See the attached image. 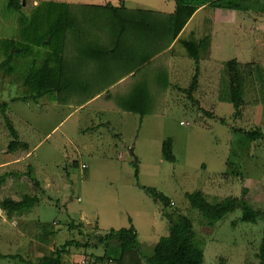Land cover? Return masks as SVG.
Here are the masks:
<instances>
[{
	"label": "rangeland",
	"instance_id": "rangeland-1",
	"mask_svg": "<svg viewBox=\"0 0 264 264\" xmlns=\"http://www.w3.org/2000/svg\"><path fill=\"white\" fill-rule=\"evenodd\" d=\"M23 1V12L32 15L43 1L75 3L85 8L88 4L114 5L111 2L116 0ZM172 1L117 0L129 9L138 6L162 12H170ZM8 4L9 0H0V38H18L22 12L10 10ZM208 35L211 40L202 47L198 86L191 98L181 89L190 87L198 65L183 41H197ZM50 52L48 47L34 46L30 54L15 60L13 73L0 70V101L9 103L8 115L20 131L21 140L29 144L28 148L9 151L14 138L0 113V160H17L13 169L20 173L12 188L0 190V200L39 193L41 200L33 213L37 220L47 223L44 232L76 233L84 243L88 235H80L77 230L68 232V224L91 223L84 230L94 237L112 227H127L133 217L141 242L137 257L147 263L157 242L170 231L169 219L159 216V204L142 187L148 185L171 198L169 211L192 217L204 248L205 264H259L264 218L257 223L243 222L239 208L211 227L191 208L186 193L204 191L211 201L245 198L264 211V137L252 140L234 130L264 133V14L200 9L176 42L174 55L162 59L169 67L171 86L159 96L157 111L143 118L114 110L117 106L106 98L108 93L83 106L60 104L51 96L39 102L12 101L28 93L26 74L35 64H43ZM4 58L1 55L0 61ZM234 58L243 65L250 64L245 69L241 115L236 119L228 70V62ZM115 75L109 78L118 80ZM106 84L95 83L91 90L99 93L113 87ZM168 138L173 139L176 162L164 157L163 145ZM38 179L42 186L36 185ZM43 184L47 191L42 192ZM17 222L23 230H35L26 221ZM16 233L22 232H17L13 220L2 223L1 253L22 252V241L19 243ZM104 249L82 247L80 251L82 255H113L118 264L138 262L123 258L121 248ZM0 264L22 263L0 256Z\"/></svg>",
	"mask_w": 264,
	"mask_h": 264
},
{
	"label": "trees",
	"instance_id": "trees-1",
	"mask_svg": "<svg viewBox=\"0 0 264 264\" xmlns=\"http://www.w3.org/2000/svg\"><path fill=\"white\" fill-rule=\"evenodd\" d=\"M175 1L174 12L129 9L122 2L120 6L88 4L82 8L75 3L43 1L37 5L32 15H27L23 12V0H9L10 10L22 12V27L18 38H0V56H5L0 61V70L13 73L16 70L15 60L30 54L34 46L51 49L43 64H35L26 74L24 83L28 93L14 97L12 101L39 102L42 98L51 96L60 104L83 106L101 94L92 92L95 83L106 81L110 84L109 88L132 75L123 90L112 87L106 98L113 101L120 110L139 114L143 118L157 111L161 103L159 96L171 86L169 67L162 59L167 60V56L170 58L174 55L175 43L181 39L180 34L199 9L207 6L213 9L264 14V0ZM101 9L105 10L100 11ZM98 26L102 27L97 28ZM210 40L208 35L197 41H183L184 47L198 65L190 87L181 89L191 98H194L198 86L202 47L208 46ZM75 53L76 57L71 56ZM249 66L250 64L243 65L237 58L228 62L230 98L235 108V119L241 115L247 83L245 69ZM114 73L118 74V80L109 78ZM8 111L9 103L0 101V113L14 138L9 145V151L28 148L29 144L21 140ZM223 122L227 121L223 119ZM234 130L252 140L264 137L261 130ZM163 154L166 160L177 161L172 138L165 140ZM8 176V172L0 174V187ZM142 187L162 206L170 221L169 234L159 240L154 253L146 262L205 264L204 248L198 239L192 217L169 211L172 203L170 197L154 187ZM186 197L191 208L198 211L211 227L239 208L242 210L240 220L243 222L257 223L264 218V211L253 207L245 198L227 197L211 201L204 191L187 192ZM40 200L38 194H25L20 200L7 197L0 202V207L12 217L14 214L30 211ZM130 223L129 227L111 229L105 234L91 237L84 230V223L71 222L68 224L70 231L77 230L80 235H88L87 242L73 236L55 251L54 256L44 257L41 264H61L63 252L72 246L85 249L104 247L105 251L121 248L123 258L126 259L127 256V259L138 261L137 263L143 262L137 257L141 247L138 231L132 219ZM93 238L95 242H92ZM92 255L99 260L113 258L118 264V259L113 255ZM257 255L259 264H264V237Z\"/></svg>",
	"mask_w": 264,
	"mask_h": 264
},
{
	"label": "crops",
	"instance_id": "crops-1",
	"mask_svg": "<svg viewBox=\"0 0 264 264\" xmlns=\"http://www.w3.org/2000/svg\"><path fill=\"white\" fill-rule=\"evenodd\" d=\"M112 1H115V0H112ZM110 2H111V0H110ZM172 2H173V4L171 6L170 12H174L176 9V1H172ZM111 3H114L115 6H120V3L117 2V0L115 2H111ZM140 8L141 7L136 6L134 9H140ZM203 8H207V6H205ZM143 9H145V8H143ZM198 11H200V9ZM198 11H197V13H198ZM195 15H194V17H195ZM192 19H191V21H192ZM191 21L187 24L185 29L182 31L179 38H181L183 36V34L186 32V30L189 29ZM175 45H176V43H175ZM92 76H94V75H92ZM130 77H132V75L123 78L117 84H115V86H113V87L115 88L118 85H123L121 88L123 90V88H125L126 82L128 81V79ZM94 86H95V84H94ZM108 91H110V90L109 89L103 90L100 95L103 97L102 94H104V93L106 94ZM101 96L98 95V96H95V98H97V97L101 98ZM95 98H93L91 101H93ZM114 110H119V108L117 109V107H116V109L114 108ZM19 133H20V131H19ZM20 136H21V133H20ZM121 137H123V136H121ZM21 138H22V136H21ZM16 161L17 160H15V159H8L5 161H3V159L0 160V170H3V172L0 171V174L6 173V172L9 173V176L7 177L4 184L0 187V190H3L4 188H7V187L12 188L16 184V179L20 178V173L15 171V169H13V167L16 164ZM7 166H10V167H7ZM4 167H7V168H4ZM37 181H39V184L41 185V182H40L41 180L38 179ZM37 181H36V185H37ZM17 184L19 185L20 182H17ZM144 186H148V185H144ZM47 189H48V187H46V185L43 184V187H42L43 191L42 192H44V190L47 191ZM25 194H31V195L38 194L39 195V193H33V194L32 193H24L23 195H25ZM23 195L20 198L19 197L16 198L13 196H8V197H11L15 200H20L23 197ZM5 198H7V197H5ZM148 198H151V197H148ZM4 199H2V200H4ZM2 200H0V202ZM149 200H152V199H149ZM36 205L34 207H36ZM33 208L30 211L25 212L23 214H14L12 217H10L8 215V213L0 207V221L3 220L2 223H6V222H8V220H13L14 225L17 227V232H22V233H16L20 238L19 243H21V241H22V245L20 247V249H21L20 251H22V252L18 253V254H13V255L3 254L0 252V256L12 257V258H14V260H19V262L22 264H41L42 259L44 257L54 256V253L56 250L61 248V246L66 241L70 240L73 236H75L76 233H47V231L44 232V228H46L47 223H44L42 220H37L36 215L33 213ZM157 208L159 209V211H158L159 216L161 218L165 217V213H164L163 209L161 210L160 209L161 207L159 205H157ZM132 220H133L134 225L136 226L135 218L132 217ZM17 221H19V223H23V222L25 223V221H26L25 224L29 223L32 227H34L35 230H32V229L23 230L18 226ZM2 223L0 226H2ZM82 223H84V222H82ZM84 224H85V226H87L88 224H91V223H84ZM130 225L131 224H129L127 227H129ZM18 228H20V229H18ZM136 228H137V226H136ZM111 229H119V228L112 227V228H110V230ZM67 230H68V232H71L69 226H67ZM27 231H29V232H27ZM60 232H63V231L60 229ZM64 234H65V236H64ZM158 242H157V244H158ZM80 255H82L80 248H78L76 246L69 247L66 251L63 252L61 264H69V262L71 260H73L74 258H76L77 256H80ZM135 264H148V263L140 262V263H135Z\"/></svg>",
	"mask_w": 264,
	"mask_h": 264
},
{
	"label": "built area",
	"instance_id": "built-area-1",
	"mask_svg": "<svg viewBox=\"0 0 264 264\" xmlns=\"http://www.w3.org/2000/svg\"><path fill=\"white\" fill-rule=\"evenodd\" d=\"M87 167L86 164L83 165ZM69 264H117L113 258L98 259L94 255H80L69 262Z\"/></svg>",
	"mask_w": 264,
	"mask_h": 264
},
{
	"label": "water",
	"instance_id": "water-1",
	"mask_svg": "<svg viewBox=\"0 0 264 264\" xmlns=\"http://www.w3.org/2000/svg\"><path fill=\"white\" fill-rule=\"evenodd\" d=\"M26 3H25V1H24V5H25Z\"/></svg>",
	"mask_w": 264,
	"mask_h": 264
}]
</instances>
